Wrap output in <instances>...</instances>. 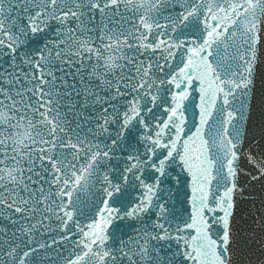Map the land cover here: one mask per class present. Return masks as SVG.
<instances>
[{"label":"snow or ice","instance_id":"1","mask_svg":"<svg viewBox=\"0 0 264 264\" xmlns=\"http://www.w3.org/2000/svg\"><path fill=\"white\" fill-rule=\"evenodd\" d=\"M0 264H264V0H0Z\"/></svg>","mask_w":264,"mask_h":264}]
</instances>
